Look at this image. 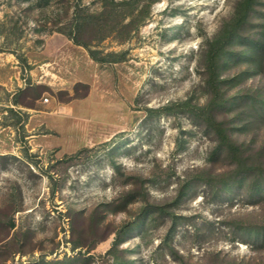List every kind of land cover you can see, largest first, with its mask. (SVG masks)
I'll return each instance as SVG.
<instances>
[{
  "label": "rangeland",
  "instance_id": "1",
  "mask_svg": "<svg viewBox=\"0 0 264 264\" xmlns=\"http://www.w3.org/2000/svg\"><path fill=\"white\" fill-rule=\"evenodd\" d=\"M239 1L0 0V264H264V0L219 72L248 162L199 109Z\"/></svg>",
  "mask_w": 264,
  "mask_h": 264
},
{
  "label": "trees",
  "instance_id": "2",
  "mask_svg": "<svg viewBox=\"0 0 264 264\" xmlns=\"http://www.w3.org/2000/svg\"><path fill=\"white\" fill-rule=\"evenodd\" d=\"M256 1L257 0H240L236 5L234 16L223 25L221 31L211 41L210 47L208 49L207 68L210 71V77H211L209 81H211L212 84H215V86L212 87V99L210 100V102L207 103L203 107L202 106L199 107V109L201 111L200 113L202 114V116H205V118L210 119L212 122H214V124H216V127H217L216 129L219 131V134L222 137V144H228L229 146H231L229 149L234 148V149H236V151L237 150L242 151V150H240L237 146L234 147L235 142L233 143V139L231 138V134H230V130L232 128L228 129V128L224 127V123H222V121L219 120V118L216 115V111H217V109H219L221 107L222 102H221L220 98L222 96L223 85L227 84V81H233V80H236L237 78H236V76L229 77V78H221L219 72H220V69L224 63L223 62L224 59L231 52V50H228L227 47L232 44V41L234 38L239 37V35L237 33V29L241 24L246 22L251 11L255 9ZM260 32L261 33L259 34V36L254 37V39H252V41H253L252 46L248 47L246 52L244 51L243 53L239 54V57H241L245 53L250 52V54L248 56V60L250 62L257 63L258 65H260L263 61V59H260V57L258 59L256 58V52L264 44V29H262ZM95 54L96 53L92 51V55L94 57H96ZM109 55L116 57V56H118V53L112 52V53H109ZM258 93H256V91H252L250 88H248L246 90V93L244 94L246 97L245 101L246 100L252 101L253 99H256L259 102H262V104H263L264 103V93L263 92L261 93L260 91H258ZM233 97L234 98L230 99V105H232V103L236 100L235 97H239V98L241 97L242 98V101H239L238 106H242L244 104V98H243L244 96H242V95L240 96V94H238L237 96H233ZM173 104H175L177 106L187 107L190 105V102L189 101H180V102H176ZM228 110H229V108L227 109V111ZM239 147H241V146H239ZM240 153H241L240 160L242 161V163H246V162H248V160H250L251 157L249 156V154H246L244 151H242ZM247 167L249 168V170L256 169V168L261 169V167H259V166L257 167L253 164L249 165ZM225 184H227V183H225ZM187 186H188V182L185 183V186L182 187V189L178 195L179 197H182L186 194ZM137 221L140 224H143L144 219L139 218ZM120 264H127V263L121 262Z\"/></svg>",
  "mask_w": 264,
  "mask_h": 264
}]
</instances>
